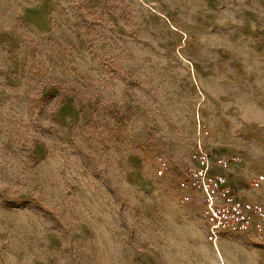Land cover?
Wrapping results in <instances>:
<instances>
[{"label": "rangeland", "instance_id": "obj_1", "mask_svg": "<svg viewBox=\"0 0 264 264\" xmlns=\"http://www.w3.org/2000/svg\"><path fill=\"white\" fill-rule=\"evenodd\" d=\"M198 125L264 203V0H0V264H264L180 200Z\"/></svg>", "mask_w": 264, "mask_h": 264}, {"label": "built area", "instance_id": "obj_2", "mask_svg": "<svg viewBox=\"0 0 264 264\" xmlns=\"http://www.w3.org/2000/svg\"><path fill=\"white\" fill-rule=\"evenodd\" d=\"M208 130L198 125L194 160L186 168V182L180 195L182 203H189L197 193L206 239L216 249L224 236L243 235L256 240L264 239V203L241 197L235 190L228 169L240 161L237 153L221 154L214 158L205 150L204 139ZM157 174L169 167L157 157ZM250 189L264 186V174L257 173L247 180Z\"/></svg>", "mask_w": 264, "mask_h": 264}, {"label": "bare ground", "instance_id": "obj_3", "mask_svg": "<svg viewBox=\"0 0 264 264\" xmlns=\"http://www.w3.org/2000/svg\"><path fill=\"white\" fill-rule=\"evenodd\" d=\"M218 256H219V259H220V261H221L220 264H225L224 258H223V256H222V254H221V252H220L219 249H218Z\"/></svg>", "mask_w": 264, "mask_h": 264}, {"label": "crops", "instance_id": "obj_4", "mask_svg": "<svg viewBox=\"0 0 264 264\" xmlns=\"http://www.w3.org/2000/svg\"><path fill=\"white\" fill-rule=\"evenodd\" d=\"M222 242H224V241H222Z\"/></svg>", "mask_w": 264, "mask_h": 264}]
</instances>
